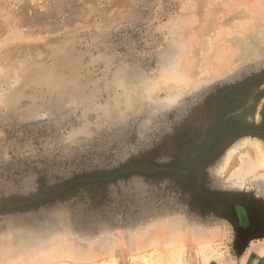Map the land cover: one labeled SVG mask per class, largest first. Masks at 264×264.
Returning a JSON list of instances; mask_svg holds the SVG:
<instances>
[{
    "label": "rangeland",
    "instance_id": "1",
    "mask_svg": "<svg viewBox=\"0 0 264 264\" xmlns=\"http://www.w3.org/2000/svg\"><path fill=\"white\" fill-rule=\"evenodd\" d=\"M264 0H0V264H264Z\"/></svg>",
    "mask_w": 264,
    "mask_h": 264
},
{
    "label": "bare ground",
    "instance_id": "2",
    "mask_svg": "<svg viewBox=\"0 0 264 264\" xmlns=\"http://www.w3.org/2000/svg\"><path fill=\"white\" fill-rule=\"evenodd\" d=\"M262 166L264 167V159L262 160Z\"/></svg>",
    "mask_w": 264,
    "mask_h": 264
}]
</instances>
